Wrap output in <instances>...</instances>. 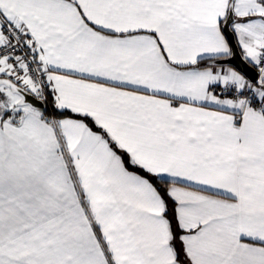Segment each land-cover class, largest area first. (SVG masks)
<instances>
[{"label":"snow or ice","instance_id":"1","mask_svg":"<svg viewBox=\"0 0 264 264\" xmlns=\"http://www.w3.org/2000/svg\"><path fill=\"white\" fill-rule=\"evenodd\" d=\"M0 264H264V0H0Z\"/></svg>","mask_w":264,"mask_h":264}]
</instances>
